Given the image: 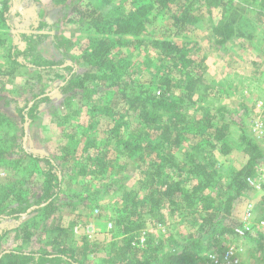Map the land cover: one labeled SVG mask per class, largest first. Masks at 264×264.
<instances>
[{
    "label": "trees",
    "instance_id": "obj_1",
    "mask_svg": "<svg viewBox=\"0 0 264 264\" xmlns=\"http://www.w3.org/2000/svg\"><path fill=\"white\" fill-rule=\"evenodd\" d=\"M16 1L0 0V48L9 35L1 29L12 27ZM204 1L209 12L212 7L222 8L221 20L212 27L215 46L225 49L231 39L245 35L244 12L231 6L232 0ZM130 4L125 12L107 17L88 0L75 2L77 15L89 21L94 30L81 56L87 65L83 71L67 63L71 55L65 48L57 46L62 52L60 59L42 54L41 44L51 37L52 24L40 18L10 42L7 60L13 65L40 73L67 72L56 91L69 108L71 100L80 95L90 120L76 126L82 134L93 133L95 139L86 140L83 146L85 163L64 166L71 156L68 151L62 156L34 151L21 140L27 135L28 122L52 101L51 93L42 90L27 102L0 94V127L13 128L0 144V166L21 168L22 175H30L0 182V264H89L91 250L87 243L71 249L54 239L34 243L32 237L40 220L48 226L47 218L61 206L64 177L73 174L90 181L115 168L119 159L137 162L140 179L139 189L124 188L121 206L112 208L115 215L109 226L113 227L117 246L110 252V264H200L206 258L203 251L213 241L239 235L241 225L232 216L234 203L252 187L249 178L258 175L264 152L243 128L241 142L249 155L247 163L232 174L230 182L220 183L214 155L217 151L230 152L228 130L238 114L224 106L216 114L208 110L199 115L189 112L197 102L194 96L204 72L189 46L178 39L202 20L199 6L203 0H130ZM152 29L159 37L150 43L161 58L143 57V66L151 76L144 80L135 76L138 68L133 59L135 51L148 44L143 37ZM11 108L20 122L8 114ZM80 143L77 140L78 146ZM123 163L120 168L126 166ZM118 177L111 180L112 185L122 187L124 179ZM93 189V195L84 191L76 195L78 202L103 192L101 187ZM215 200L220 212L209 214ZM166 206L172 213L180 210L192 216V225L198 226L196 237L177 250L166 249L167 241L178 247L173 234L168 236L170 240L143 234L150 220L158 229L165 225ZM15 231L22 246L2 247ZM210 239L213 241L208 244ZM224 246L221 252H213L221 256L227 250ZM206 259L214 264L210 256Z\"/></svg>",
    "mask_w": 264,
    "mask_h": 264
},
{
    "label": "rangeland",
    "instance_id": "obj_2",
    "mask_svg": "<svg viewBox=\"0 0 264 264\" xmlns=\"http://www.w3.org/2000/svg\"><path fill=\"white\" fill-rule=\"evenodd\" d=\"M78 1L80 2V0L58 2L17 0L12 11V27L1 29L5 36L6 33L9 35L6 37V45L0 48V94L27 102L34 93L45 90L51 93L52 98V101L41 107L38 116L28 122L27 135L21 140L27 148L34 151L49 152L58 156L65 155L68 151L71 156L64 162V166H71L75 162L85 163L82 162L85 154L83 146L86 140L95 139L93 133L87 131L82 134L76 126L85 122L87 124L90 120L87 104L82 102L78 95L71 100L69 108L64 102V97L56 91L67 75L66 71L40 73L13 65L7 57L9 44L17 40L18 32L28 29L30 24L40 18L52 24L51 37L41 44L42 54L48 58L60 59L62 57L60 48H65L71 55L67 63L75 64L78 71L86 69L87 65L81 56L89 45V38L93 36L94 30L91 23L79 17L74 10L73 6ZM88 1L96 6L99 14L107 17L123 13L131 6L130 0ZM231 6H238L244 12L246 22L243 21L242 27L245 35L231 39L225 49L220 50L214 45L212 31L213 25L218 24L222 18V8L212 7L209 12L204 0L199 6L200 14H203L202 20L184 37L178 39L180 43L189 46L191 54L197 59L204 72L203 82L194 96L197 102L193 107L191 106L192 108L190 107L189 112L196 111L199 115L201 111L208 110L216 114L217 109L224 106L232 113L238 114L237 121L232 122L228 130L227 143L231 147L230 152L223 154L217 151L214 155L218 179L222 184L230 182L232 174L247 163L249 155L245 153L241 142L243 128L264 152V0H232ZM156 37H159L156 29L150 30L143 37L148 44L135 51L133 62L138 68L134 71L136 77L143 76L144 80L151 77L143 66V57L151 56L156 60L161 58L159 50L150 43ZM154 81L158 82V80ZM7 112L20 122L15 109L11 108ZM7 132L13 133V128L0 127V144L4 141ZM77 140H81L80 146L77 145ZM181 148L182 153L186 146ZM178 158L181 159L180 156ZM121 162L126 166L120 168ZM22 174L24 173L21 168L0 166L1 183L7 182L10 177L14 180L22 176L30 178L28 173ZM117 176L124 179L122 187L112 185L111 180ZM139 179L138 163L132 159H119L115 168L107 169L101 177H91L90 181H83L73 174L64 177L61 206L57 212L47 218L48 226L45 227L43 222L41 223L43 220H40L32 241L45 243L54 239L62 246L71 249L87 243L91 250L88 256L89 264H110V252L117 246V237L112 232L113 227L109 226L112 221L110 218L115 215V209L112 208L121 206L119 202L124 188L139 189ZM99 187L103 188V192L98 196L90 197L85 202H78L75 197L83 191L93 195L95 192L93 188L99 189ZM143 194L142 190L141 195ZM216 202L217 200L212 203L213 208L207 211L209 214L220 212V209L214 205ZM163 211L167 214L165 225L158 229L150 220L143 234L146 232L153 237L167 240H170L168 236L173 234L178 247L167 241L166 249L174 250L180 249L196 237L198 226L192 225V216H185L180 210L172 213L167 206ZM232 216L243 229L248 231V234L244 236L229 234L215 243L210 239L208 244L211 240L213 243L203 251L202 255L211 258L215 254L213 251L221 252L222 245H225L226 249L231 245L238 249L242 264H264V186L262 189L252 186L237 199ZM24 232L25 230L21 234ZM17 236L19 232L15 231L2 242V247L22 246ZM206 258L202 259L200 264H211Z\"/></svg>",
    "mask_w": 264,
    "mask_h": 264
},
{
    "label": "built area",
    "instance_id": "obj_3",
    "mask_svg": "<svg viewBox=\"0 0 264 264\" xmlns=\"http://www.w3.org/2000/svg\"><path fill=\"white\" fill-rule=\"evenodd\" d=\"M249 179L252 186H256L257 189H262V187L264 186V159L259 163L258 175ZM237 232L239 233V235H244L246 234L245 232L248 231L240 226L237 229ZM238 254V249H236L235 246L230 245L228 249L224 253H222L221 256L215 253L211 258L214 264H242V260L238 256Z\"/></svg>",
    "mask_w": 264,
    "mask_h": 264
}]
</instances>
